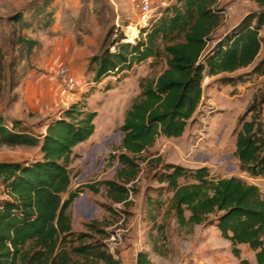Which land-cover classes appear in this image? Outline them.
<instances>
[{"label":"trees","instance_id":"16d2710c","mask_svg":"<svg viewBox=\"0 0 264 264\" xmlns=\"http://www.w3.org/2000/svg\"><path fill=\"white\" fill-rule=\"evenodd\" d=\"M51 0H46L44 9ZM259 7L221 38L226 9L221 0H171L157 18L140 28V37L126 42L123 33L93 57L94 83L121 77L134 66L149 62L166 68L154 80L142 79L141 94L128 109L120 131L117 156L122 166L117 180H102L71 190L73 164L80 158L74 149L89 141L96 131V112L82 102L63 111L58 119L30 126L13 120L11 126L0 116V147L40 148L42 160L35 163L0 162V264H121L111 255L105 241L111 233L107 224L94 221L85 225L87 233L73 229V207L85 191L99 194L105 189L113 204L128 203L139 175V158L161 137L181 138L196 115L204 95L206 76L236 73L252 67L264 75V57L258 62L264 39V0H251ZM39 10V9H38ZM43 11V10H42ZM40 11V13L42 12ZM30 29L31 23L14 18ZM44 27L53 24V11L46 14ZM18 45L31 54L37 41L20 36ZM115 47V51L111 48ZM0 50V92L4 72ZM228 82H242V76ZM110 85L107 90H111ZM252 106L249 112H256ZM236 129L234 156L240 168L252 178H264V129L255 117L240 118ZM45 131L36 134L35 129ZM172 194L170 209L177 224L191 231L197 226H215L231 245L232 254L241 259V246L255 252L256 264H264V194L261 189L238 177H213L210 169L164 166L159 179ZM185 181V183H181ZM64 196H67L64 198ZM164 227H159V229ZM153 251L159 255V249ZM137 264H154L148 252L137 255ZM241 264H250L242 260Z\"/></svg>","mask_w":264,"mask_h":264},{"label":"rangeland","instance_id":"374dc122","mask_svg":"<svg viewBox=\"0 0 264 264\" xmlns=\"http://www.w3.org/2000/svg\"><path fill=\"white\" fill-rule=\"evenodd\" d=\"M114 1L120 6L111 0H51L44 9L46 0H0V50L4 56L0 116L6 124L23 120L30 126L44 125L78 102L97 113L92 139L74 149L80 158L73 164L72 191L86 183L117 180V172L122 169L116 159L122 139L120 128L126 113L141 94V80H154L166 68L165 62L157 67L147 62L120 78L112 76L101 84L94 83L96 65L91 66V61L101 54L106 39L111 42L121 33L129 41L136 42L140 37V0ZM164 1L161 5L151 1L152 19L171 4V0ZM221 6L226 12L217 38L259 10L251 0H221ZM51 11L53 24L45 28L43 21ZM18 14L32 24L30 29L23 28V21H15ZM20 36L37 41L31 54L18 45ZM261 37L264 39V28ZM122 43L126 44L125 40ZM263 57L264 44L257 62ZM63 66H70L80 81L71 93H62L58 73ZM252 70L206 76L201 104L184 135L159 138L137 160L139 175L128 186L132 195L128 203H111L104 188L99 194L85 191L73 207L74 231L87 233L85 225L94 221L106 223V231L111 234L122 230L124 242L116 258L121 264H137L141 251L148 252L154 264H241L242 260L256 264L255 252L247 246L240 247L241 259L235 258L230 243L215 226H197L192 231L179 227L170 209L172 194L159 181L168 164L187 169L206 167L213 177H238L258 186L264 194V178L255 179L243 172L234 156L235 131L243 127L238 123L240 118L251 121L257 117L264 129V75ZM240 76L242 82H228ZM109 85L111 90H107ZM252 106L257 107L256 112H249ZM44 131L34 130L36 134ZM42 158L40 148L0 147V162L35 163ZM4 198L0 186V199ZM88 200L94 204L89 212L88 203L82 206ZM162 226L164 229H159ZM154 248L162 254L155 253Z\"/></svg>","mask_w":264,"mask_h":264},{"label":"built area","instance_id":"2783aa9c","mask_svg":"<svg viewBox=\"0 0 264 264\" xmlns=\"http://www.w3.org/2000/svg\"><path fill=\"white\" fill-rule=\"evenodd\" d=\"M133 2H137L138 0H132ZM138 9L140 11V21L139 25L141 27L148 26L153 18L154 8L152 7V3L150 0H140V4L138 5ZM140 27V28H141ZM112 51H115V47L111 48ZM58 78L60 79V83L62 86V93H71L75 88L80 86V81L75 78L73 74L72 68L70 66H63L60 68L58 73ZM132 198L130 194L129 199ZM123 234L122 230H119L115 233H112L109 238L105 241L106 248L108 252L117 258L118 249L123 244Z\"/></svg>","mask_w":264,"mask_h":264},{"label":"crops","instance_id":"0c3cea01","mask_svg":"<svg viewBox=\"0 0 264 264\" xmlns=\"http://www.w3.org/2000/svg\"><path fill=\"white\" fill-rule=\"evenodd\" d=\"M112 1V3L115 5V6H120V4H117L114 0H111ZM153 3H158V4H164V0H151ZM169 4V3H168ZM256 4V3H255ZM257 5V4H256ZM139 39V38H138ZM92 139V138H91ZM90 139V140H91ZM173 139V138H172ZM90 140L89 141H87V142H90ZM87 142H85V143H87ZM85 143H83V144H85ZM78 200H80V199H78ZM77 200V201H78ZM88 203V204H87ZM85 204H87V206H88V209H87V212H89V208L91 209L92 207H93V203L92 202H90L89 200L88 201H85L84 203H83V205L82 206H84Z\"/></svg>","mask_w":264,"mask_h":264},{"label":"bare ground","instance_id":"6f19581e","mask_svg":"<svg viewBox=\"0 0 264 264\" xmlns=\"http://www.w3.org/2000/svg\"><path fill=\"white\" fill-rule=\"evenodd\" d=\"M125 42H129V40H126Z\"/></svg>","mask_w":264,"mask_h":264}]
</instances>
